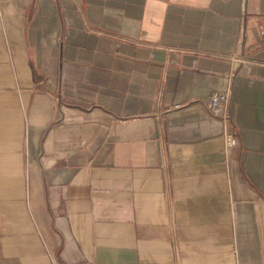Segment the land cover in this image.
<instances>
[{
  "label": "crops",
  "instance_id": "0c3cea01",
  "mask_svg": "<svg viewBox=\"0 0 264 264\" xmlns=\"http://www.w3.org/2000/svg\"><path fill=\"white\" fill-rule=\"evenodd\" d=\"M263 25L264 0H0V264H264Z\"/></svg>",
  "mask_w": 264,
  "mask_h": 264
},
{
  "label": "built area",
  "instance_id": "2783aa9c",
  "mask_svg": "<svg viewBox=\"0 0 264 264\" xmlns=\"http://www.w3.org/2000/svg\"><path fill=\"white\" fill-rule=\"evenodd\" d=\"M261 34L264 36V25L261 27ZM226 100L227 95L225 93H215L210 99L209 107L212 111L219 113L223 110V106ZM227 143L230 146L235 145L236 139L233 136H229L227 138Z\"/></svg>",
  "mask_w": 264,
  "mask_h": 264
}]
</instances>
